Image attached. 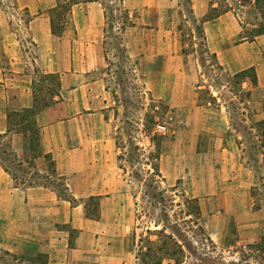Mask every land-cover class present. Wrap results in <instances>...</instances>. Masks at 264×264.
Returning a JSON list of instances; mask_svg holds the SVG:
<instances>
[{
  "label": "rangeland",
  "instance_id": "obj_1",
  "mask_svg": "<svg viewBox=\"0 0 264 264\" xmlns=\"http://www.w3.org/2000/svg\"><path fill=\"white\" fill-rule=\"evenodd\" d=\"M175 1L178 4L174 6L133 7L122 0H102L108 37L104 41L106 61L98 75L113 101L112 125L120 158L119 172L128 180V235L136 255L139 247L144 251L149 243L161 244L166 239L164 234H172L184 249V255L177 256L182 260L178 264H230L240 258V248L264 237V219L249 222L242 218L245 213L241 219L234 218L238 210L247 211L251 207L249 196H241V189L242 198L235 199L228 182L223 186L219 183L220 153L212 150L205 156L206 151L199 144L195 147L190 123L196 122L193 109L198 105L225 109L244 142L246 158L257 165L264 145V129L258 121H244L248 92L242 84L245 79L250 80L252 71L230 73L218 63L212 50L217 44L216 34L208 40L204 33L203 16L212 13L210 6L219 8L231 0L224 3L208 0L209 7L203 16L191 13V0ZM68 4L57 7L55 14L65 16L63 7ZM7 5L10 8L11 4ZM10 11L18 13L11 8L7 12ZM235 12L245 22L253 20L247 7ZM17 16L12 19L10 15L13 26L22 29ZM63 16H55L56 25H61ZM237 28L239 42L242 29L239 25ZM46 74L42 71L34 74L33 89L52 103L57 80L56 76ZM168 117L171 119L166 129L158 131L156 125ZM3 142L4 139L0 143ZM3 146L0 144V160L11 174L7 176L0 170V264H46L47 255L29 247V231L23 230L21 224L24 220L25 226L37 229L33 224L36 215L27 220L31 218L26 214L27 207L21 212L15 201L11 209V187L4 184L8 183L6 178H12L17 186L23 182L51 184L66 196L63 182L50 161L47 179L35 177L32 166L26 162L19 164L14 155L3 154ZM169 175L171 178L166 179ZM261 178L250 188L252 208L259 207L264 194ZM89 210L92 217L99 216L98 200L90 201ZM160 229H164V234L159 233ZM41 235L36 232L32 237ZM250 253L248 263L260 264L254 257L256 250ZM163 264H174V258L167 257Z\"/></svg>",
  "mask_w": 264,
  "mask_h": 264
},
{
  "label": "crops",
  "instance_id": "obj_2",
  "mask_svg": "<svg viewBox=\"0 0 264 264\" xmlns=\"http://www.w3.org/2000/svg\"><path fill=\"white\" fill-rule=\"evenodd\" d=\"M7 2L18 13L7 12L8 3L0 0V133L6 132L8 109L32 106L36 72L52 73L58 79L54 101L36 115L39 153L33 157L22 133L12 131L8 135L12 149L23 162L32 160L31 172L35 177L47 179L50 161L66 192L62 196L51 184L36 182L17 186L12 178H6L8 183L4 187H11V209L15 201L21 212L27 207L26 214L31 217L27 220H33L32 215H36L33 224L37 229L25 226L24 220L21 222L23 230L29 231V247L46 254V264H139L128 235L130 191L126 187L128 180L119 172L120 158L112 125L113 101L98 75L106 61L104 41L108 30L104 3L102 0ZM66 2L70 5L62 29L55 34L51 29L52 16ZM122 2L133 7L178 4L173 0ZM191 2L194 16H203L209 7L208 0ZM16 14L22 29L13 26ZM237 25L238 19L232 11L203 21L206 38L209 40L214 33L217 36L212 50L220 65L233 74L253 67L256 82L245 79L242 83L248 92L244 121L261 124L264 122V33L252 41L240 37L238 42ZM193 111L196 122L190 123V131L195 134L194 146L199 144L206 151L205 156L212 150L218 151V156L224 158L217 168L221 176L219 183L223 186L228 182L235 199L242 198L241 189V196H249L251 207L247 211L238 210L234 218L241 219L245 213L242 218L249 222L264 219V194L257 208H252L250 196L256 179L262 177L264 182V145L256 160L258 164L252 165L225 109L198 105ZM261 127L264 129V123ZM0 170L9 176L2 167ZM91 200H98V217L90 215ZM36 232L39 236L42 233L41 237H32Z\"/></svg>",
  "mask_w": 264,
  "mask_h": 264
},
{
  "label": "trees",
  "instance_id": "obj_3",
  "mask_svg": "<svg viewBox=\"0 0 264 264\" xmlns=\"http://www.w3.org/2000/svg\"><path fill=\"white\" fill-rule=\"evenodd\" d=\"M71 2L72 0H70V3ZM224 2H226V0H222V3ZM231 3L221 4L219 8L211 5L209 10L210 12L212 11V13L204 15L203 21L209 20L225 11H232L237 15V12H235L236 9L239 10V8L241 7H247L253 13V20L245 22V20L239 19L237 17L238 23L242 29L241 39L252 41L256 36L264 33V0H231ZM69 5L70 4L65 5L63 8L67 11ZM232 5H235L237 8H234ZM63 15L64 14L61 13H58V15L54 13V16H52L51 29L52 32L55 34L59 33L62 29L61 25H56L55 16H58V18H60ZM62 18H64V16ZM182 52H184L183 49ZM247 70L252 71L250 81L252 83H255L256 75L253 67L242 70L240 71V73H245ZM237 74L239 73H236V75ZM46 75L56 76L58 85L57 75L52 73H47ZM39 90L40 88H38V92ZM36 92L37 91L34 90V99L32 106L20 109H8L6 113V132L3 134L0 133V142L4 139V142L0 143L4 145L1 152L6 156L14 155L13 157L17 160L19 164H22L23 160L22 158L20 159L19 157H17L16 154L12 151L8 135L12 131L22 133L24 136L27 137L29 148L33 157L39 153V127L36 124V115L43 108L49 105L51 103V100H46L41 96L39 97ZM24 161L30 166H32L33 162L31 159ZM0 167H2L3 170L6 171L8 174H11L8 166L1 160ZM163 232L164 229L159 230V233L164 234ZM164 236L166 237V239H164L161 244H155L154 242L149 243L145 247L144 251L142 247H139V252L137 253L139 264H163L164 260L167 259V257L172 259L174 258V264L182 262V260H179L180 258L177 257L179 254L184 255V249L182 247V244L172 234H164ZM243 248H246L247 251H245ZM248 250H256V255H254V257L260 260V264L264 263V237H261L259 241L246 244V246L240 248V258L236 262H231L230 264H249L248 261L252 257V254ZM4 252L8 254V251Z\"/></svg>",
  "mask_w": 264,
  "mask_h": 264
},
{
  "label": "built area",
  "instance_id": "obj_4",
  "mask_svg": "<svg viewBox=\"0 0 264 264\" xmlns=\"http://www.w3.org/2000/svg\"><path fill=\"white\" fill-rule=\"evenodd\" d=\"M171 119V117H168L166 120H164L163 122L159 123L156 125V128L158 131H163L166 129L169 120Z\"/></svg>",
  "mask_w": 264,
  "mask_h": 264
}]
</instances>
